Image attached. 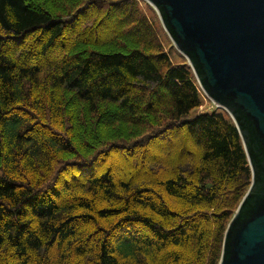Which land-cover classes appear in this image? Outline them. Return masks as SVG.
<instances>
[{
    "label": "trees",
    "instance_id": "trees-1",
    "mask_svg": "<svg viewBox=\"0 0 264 264\" xmlns=\"http://www.w3.org/2000/svg\"><path fill=\"white\" fill-rule=\"evenodd\" d=\"M144 4L0 0V264H220L248 156Z\"/></svg>",
    "mask_w": 264,
    "mask_h": 264
},
{
    "label": "water",
    "instance_id": "water-1",
    "mask_svg": "<svg viewBox=\"0 0 264 264\" xmlns=\"http://www.w3.org/2000/svg\"><path fill=\"white\" fill-rule=\"evenodd\" d=\"M145 1L202 90L231 116L252 170L220 264H264V0Z\"/></svg>",
    "mask_w": 264,
    "mask_h": 264
},
{
    "label": "rangeland",
    "instance_id": "rangeland-1",
    "mask_svg": "<svg viewBox=\"0 0 264 264\" xmlns=\"http://www.w3.org/2000/svg\"><path fill=\"white\" fill-rule=\"evenodd\" d=\"M143 1L145 2V4L143 5V10H144L145 14L155 22L154 25L156 26L157 30L159 31V36H161L160 39L163 42L165 49L170 54L172 60H174L178 64H182L183 62L188 63V60L177 49L173 40L171 39V37L169 36L167 31L165 30V28L161 22L160 16H159L158 12L156 11V9L151 4L146 2L145 0H143ZM194 76H195V74H194ZM195 79L197 81L198 86L200 87L196 76H195ZM200 89H201L203 103H202V106L197 110V112L192 114V116L195 114H202V113H206V112H211L213 110H216V111L218 110L220 112H224L227 115H229V113L226 110H224L222 108H218L216 106V104L213 102V100L206 95V93L202 90L201 87H200ZM168 145H170V144H168Z\"/></svg>",
    "mask_w": 264,
    "mask_h": 264
}]
</instances>
